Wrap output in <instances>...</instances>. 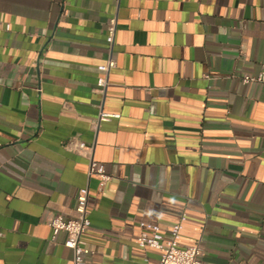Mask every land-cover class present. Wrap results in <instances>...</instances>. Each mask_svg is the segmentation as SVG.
I'll use <instances>...</instances> for the list:
<instances>
[{
	"label": "crops",
	"instance_id": "crops-1",
	"mask_svg": "<svg viewBox=\"0 0 264 264\" xmlns=\"http://www.w3.org/2000/svg\"><path fill=\"white\" fill-rule=\"evenodd\" d=\"M262 69L264 0H0V264H73L48 221L84 186L88 264L156 263L139 223L182 215L201 264H264Z\"/></svg>",
	"mask_w": 264,
	"mask_h": 264
},
{
	"label": "built area",
	"instance_id": "built-area-1",
	"mask_svg": "<svg viewBox=\"0 0 264 264\" xmlns=\"http://www.w3.org/2000/svg\"><path fill=\"white\" fill-rule=\"evenodd\" d=\"M107 30L106 41L111 52L116 31L115 17L110 20ZM115 65V60L110 56L105 63L98 66L101 75L97 79L96 90L101 95H104L106 91L109 84V73ZM241 79L245 83L264 82V69L257 75H243ZM112 118L118 119L120 118V114L101 111L98 121H109ZM78 149L82 151L91 149V147L83 142H79ZM87 175L88 177H98L100 186H103L111 178L105 172L104 165L93 158L89 160ZM88 200L89 187H81L77 194L76 215L65 219L61 214H55L48 221L53 235H56L60 231L66 234L64 246L71 250L73 264H88L86 261L87 250L82 238L83 233L91 225V220L88 216ZM185 220L186 217L182 215L170 227L167 235H165L161 226L157 223L147 221L139 223L138 247L144 250L151 249L159 253V260L156 263H151L145 258L147 264H201L202 249L200 246L198 244L183 245L181 243V232Z\"/></svg>",
	"mask_w": 264,
	"mask_h": 264
}]
</instances>
